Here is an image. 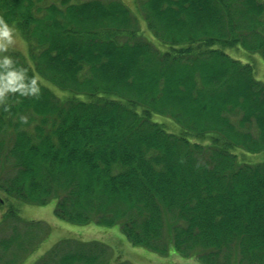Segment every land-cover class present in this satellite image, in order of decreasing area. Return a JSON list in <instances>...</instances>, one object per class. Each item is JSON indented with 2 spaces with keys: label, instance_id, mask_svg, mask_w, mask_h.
Masks as SVG:
<instances>
[{
  "label": "trees",
  "instance_id": "obj_1",
  "mask_svg": "<svg viewBox=\"0 0 264 264\" xmlns=\"http://www.w3.org/2000/svg\"><path fill=\"white\" fill-rule=\"evenodd\" d=\"M0 19L27 44L0 45L7 199L56 200L59 219L155 253L264 264V161L240 157L264 151V81L258 57L231 53L264 61V0H0ZM9 206L0 226L25 228L0 238V260L19 264L51 229ZM77 243L33 264H95L106 247Z\"/></svg>",
  "mask_w": 264,
  "mask_h": 264
},
{
  "label": "rangeland",
  "instance_id": "obj_2",
  "mask_svg": "<svg viewBox=\"0 0 264 264\" xmlns=\"http://www.w3.org/2000/svg\"><path fill=\"white\" fill-rule=\"evenodd\" d=\"M122 1L129 3V0ZM0 45L1 47L17 50L23 55L27 54V44L25 40H23V38L14 30L12 31L10 38L0 36ZM231 53L233 56L240 58L243 62H247V60H250L251 62V56L258 57L256 59L255 73L257 79L264 81V61L260 56L249 55L248 53L239 50H232ZM245 55L248 56V59ZM155 119L156 121L158 120L162 122V124H165L168 129L176 132L178 131L177 127H175L174 124H171L166 117L155 116ZM248 155L250 156L241 155V160H250V162L253 163L264 161V151ZM0 198V222L3 221L2 217L10 209L9 204H14L17 207L18 215L23 219L44 222V225L49 226L51 229L49 236L32 254L25 253V255H29L25 257V255L23 256V251H21V257L23 258L21 261L17 262L19 264H33L54 244L67 238L79 241V243L81 242L80 244L83 242L89 245L94 242L104 243L106 246L105 248L99 245L94 246L92 252L97 258L95 264H201L194 258L182 257L176 253L163 255L147 250L142 246L136 247L124 237L119 226L103 227L97 224L80 226L61 220L55 214L56 200H52L44 206H35L21 203L19 201H17V203L13 202V199H7L2 192H0ZM6 222L8 224L0 226V238L11 234L13 231L11 227H15L20 232L25 228V223L18 220L14 214L13 216L8 217ZM30 249L32 248H29V250ZM11 257L12 255L8 254L4 260L11 259ZM99 258L101 261H98ZM4 260H0V264H4Z\"/></svg>",
  "mask_w": 264,
  "mask_h": 264
},
{
  "label": "clouds",
  "instance_id": "obj_3",
  "mask_svg": "<svg viewBox=\"0 0 264 264\" xmlns=\"http://www.w3.org/2000/svg\"><path fill=\"white\" fill-rule=\"evenodd\" d=\"M12 31H13V29L10 27V25L6 21H4L3 19H0V36L10 38ZM5 59H7V58H5ZM31 83H32L33 87H31L30 91H32V92L38 91V87L36 86V81L34 78L32 79Z\"/></svg>",
  "mask_w": 264,
  "mask_h": 264
},
{
  "label": "crops",
  "instance_id": "obj_4",
  "mask_svg": "<svg viewBox=\"0 0 264 264\" xmlns=\"http://www.w3.org/2000/svg\"><path fill=\"white\" fill-rule=\"evenodd\" d=\"M195 264H198V263H195Z\"/></svg>",
  "mask_w": 264,
  "mask_h": 264
}]
</instances>
